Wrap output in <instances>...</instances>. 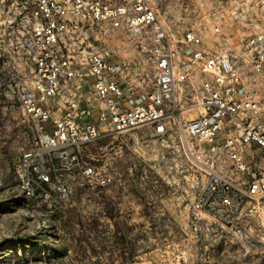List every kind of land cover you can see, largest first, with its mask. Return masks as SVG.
Segmentation results:
<instances>
[{"label":"built area","instance_id":"2783aa9c","mask_svg":"<svg viewBox=\"0 0 264 264\" xmlns=\"http://www.w3.org/2000/svg\"><path fill=\"white\" fill-rule=\"evenodd\" d=\"M0 91L36 127L16 173L38 208L85 182L128 195L81 153L133 132L128 176L155 199L166 182L191 236L255 245L240 217L264 197V0H0Z\"/></svg>","mask_w":264,"mask_h":264},{"label":"rangeland","instance_id":"374dc122","mask_svg":"<svg viewBox=\"0 0 264 264\" xmlns=\"http://www.w3.org/2000/svg\"><path fill=\"white\" fill-rule=\"evenodd\" d=\"M36 133L20 104L0 93V264H264V197L240 217L254 246L238 250L236 238L218 231L191 236L188 214L166 182L155 199L128 176L129 167H142L133 132L102 136L81 153L100 171L127 177L124 199L121 187L85 182L61 207L38 208L24 197L16 173Z\"/></svg>","mask_w":264,"mask_h":264},{"label":"crops","instance_id":"0c3cea01","mask_svg":"<svg viewBox=\"0 0 264 264\" xmlns=\"http://www.w3.org/2000/svg\"><path fill=\"white\" fill-rule=\"evenodd\" d=\"M120 196H122V199H124L125 197H124V195H122V194H119ZM124 201V200H123Z\"/></svg>","mask_w":264,"mask_h":264}]
</instances>
